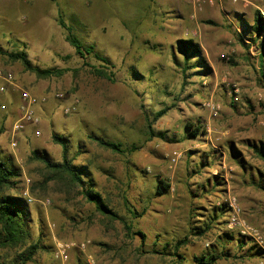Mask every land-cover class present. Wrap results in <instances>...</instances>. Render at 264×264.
Returning a JSON list of instances; mask_svg holds the SVG:
<instances>
[{"label": "rangeland", "instance_id": "1", "mask_svg": "<svg viewBox=\"0 0 264 264\" xmlns=\"http://www.w3.org/2000/svg\"><path fill=\"white\" fill-rule=\"evenodd\" d=\"M83 1L34 19L20 6L0 9V66L47 99L34 105L39 124L18 133L15 149L19 93L0 99V159L19 175L9 193L31 199L25 247L40 246L26 264H197L213 254L211 264H264V54L240 25L253 24L256 11L264 18V0H213L200 10L191 0ZM61 22L92 52L80 57ZM182 41L200 57L188 59ZM20 52L60 74L37 77L8 57ZM54 136L84 167L82 184L45 182L33 153L61 164ZM91 187L118 219L85 200ZM59 244L70 247L65 263L55 257ZM3 257L14 252L0 249Z\"/></svg>", "mask_w": 264, "mask_h": 264}, {"label": "trees", "instance_id": "2", "mask_svg": "<svg viewBox=\"0 0 264 264\" xmlns=\"http://www.w3.org/2000/svg\"><path fill=\"white\" fill-rule=\"evenodd\" d=\"M63 28L66 29L67 34L65 36L66 41L75 49V52L82 58L86 54L92 52L91 48H86L78 37L72 34L71 29L65 27L64 23H60ZM242 30L244 33H249L252 38V42H257L259 40V49L262 54H264V18L260 15L259 11H256L253 15V24L247 25V23H241ZM263 33L262 37L260 35ZM184 46L181 47L183 54H185L188 59H196L200 57L199 49L192 41H182ZM96 56V55H95ZM8 57L14 61H19L23 67L34 73L39 78H47L60 74L58 70H40L33 67L28 61L24 52L9 54ZM99 58L98 56H96ZM261 59V69L259 75L262 77L264 82V64L263 56L259 55ZM100 61L108 62L105 59L99 58ZM97 75L111 80L112 73H107L103 70L95 69ZM162 113H158L156 116L160 117ZM189 127V126H188ZM196 128L191 136H196L198 132ZM53 140L55 143L62 147V163L55 164L50 162L44 157L38 156L37 152L33 153V158L41 161L44 165L46 175V181H56L64 183L67 188L73 187V185H80L83 183L81 170L84 167L76 169L72 165L70 159L67 158L68 155V145L63 140L54 136ZM99 146L109 148L111 150H119L118 146L113 143L103 141L101 139H96ZM263 152L259 151L260 157L264 159ZM85 174V172H84ZM18 171L14 169L9 163L2 161L0 159V249L6 252H14V257L9 259L8 257L0 258V264H26L33 261V256L36 254L37 250L40 248L37 244H32L26 246V241L29 238V233L26 228L27 222V203L21 196H14L9 193V190L16 186V178L18 177ZM82 194L86 201L92 203L95 206L96 211L101 215L108 217L109 219H118L117 215L111 211L108 206L103 201L102 197L98 192L91 188H84ZM158 190V189H157ZM130 232V228L126 227ZM140 234V233H138ZM141 235V234H140ZM143 236V235H141ZM223 255V254H222ZM218 255H211L210 258L202 257L197 260V264H211V262L218 259Z\"/></svg>", "mask_w": 264, "mask_h": 264}, {"label": "built area", "instance_id": "3", "mask_svg": "<svg viewBox=\"0 0 264 264\" xmlns=\"http://www.w3.org/2000/svg\"><path fill=\"white\" fill-rule=\"evenodd\" d=\"M192 5L195 10H200L203 6H213L214 1L213 0H191ZM235 1V0H234ZM264 64V61H263ZM16 90L19 93V105H18V114L19 117L17 120L13 123L10 132H11V141L10 146L12 149H15L17 147V135L19 132L24 131L27 126L37 127L39 124V119L35 113L34 105L36 102L45 103L46 97L40 96L35 97L26 90L22 89L21 87H18L14 82V76L13 73L10 70H7L6 68L0 66V97L7 94L8 90ZM62 95L58 94L55 95V98H61ZM5 105H1V108L4 109ZM208 108L211 112V114L216 115V109L212 105H208ZM66 112H68V109H66ZM34 136H40V132L38 130L34 131ZM177 159V158H176ZM176 159H173L174 162ZM24 196L27 197L26 201L28 203L31 202V199L28 198L27 193L24 192ZM231 204H235V200L231 201ZM70 247L68 245L59 244L56 246V254L55 257L59 258L63 263L67 262V250ZM80 249H84L85 245L81 244L79 245Z\"/></svg>", "mask_w": 264, "mask_h": 264}, {"label": "crops", "instance_id": "4", "mask_svg": "<svg viewBox=\"0 0 264 264\" xmlns=\"http://www.w3.org/2000/svg\"><path fill=\"white\" fill-rule=\"evenodd\" d=\"M61 1H62V3H64L63 2L64 0H61ZM61 1L60 0H2L0 2V9H5L9 5H13V6H17V7L20 6V7L27 9L30 19L31 18L34 19V18L43 17L44 12L46 10L50 11L54 6L57 5V3L62 4ZM68 1L75 4L74 0H68ZM83 2H84V5L89 4V0H85ZM69 14L71 15L73 13L70 12ZM241 31H242V33H244L243 30H241ZM241 36H243V35H241ZM8 91H10L12 96H14L16 93L12 89H9ZM5 95L0 97V99L2 101H3ZM4 105L6 107V103Z\"/></svg>", "mask_w": 264, "mask_h": 264}]
</instances>
